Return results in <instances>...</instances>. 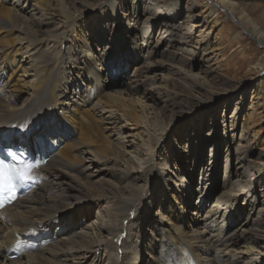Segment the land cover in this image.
Instances as JSON below:
<instances>
[{"label": "bare ground", "instance_id": "6f19581e", "mask_svg": "<svg viewBox=\"0 0 264 264\" xmlns=\"http://www.w3.org/2000/svg\"><path fill=\"white\" fill-rule=\"evenodd\" d=\"M5 1L0 0V152L23 153V163L35 167L28 173L30 189L0 209V264H232L233 256L237 259L234 264H264V244L258 245L264 238V226L250 230L247 220L241 221L242 210L236 215L240 192H221V206L234 203L229 216L232 223L227 224L205 199L207 179L212 176L209 168L202 166L197 182L188 185L185 170L169 171L168 164L174 160L159 159L160 141L179 147L169 135L171 118L184 116L187 120L196 109H207L213 98L222 95L203 92L207 85L197 73L162 59L163 54L178 53V44L165 45L163 33L173 28L167 20L182 17L179 10L169 18L149 13L145 7L138 15H130L119 7V0H59V4L56 0H20V5L4 6ZM194 7L199 11L189 15ZM220 8L241 26L246 25V32L260 48L259 56L249 62L247 76L233 89L240 88L234 96L243 107L242 86L249 81L254 96L264 95V2L255 0L245 6L235 0H186L183 9L186 17L195 18L190 26L198 27L215 19ZM54 18L59 24L47 29L45 25ZM81 19L88 20L87 26L100 21L98 26L104 30L96 34L97 40L101 43L107 36L108 44H100L94 51L87 33L79 28ZM147 23L164 30L138 41V25L144 28ZM204 41L196 34L194 48L204 46ZM201 49L205 51V47ZM67 66L73 74L71 80ZM172 67L187 73L197 88L180 80L186 92L171 94V79L162 71ZM113 71L115 76L127 72L119 88L113 86L115 80L107 78ZM97 118L104 122L107 137L98 136L101 125L97 128ZM261 120L264 122V116ZM123 128L132 138L131 144L118 136L110 139ZM18 134L21 139L15 138ZM116 140L124 157L114 148ZM238 147L243 159L252 151L251 146ZM226 159L224 165L237 163L229 153ZM112 161L118 164L123 180L108 182L109 187L104 188ZM94 165L99 167L87 173ZM132 165H138L140 173ZM177 165L181 168L182 160ZM157 187L165 188L169 201L167 207L151 214V200L145 203L144 198ZM192 194L198 200L187 207L185 202ZM144 207H148L145 215L141 213ZM53 226L62 228L60 235L50 232ZM251 232L253 238L248 236Z\"/></svg>", "mask_w": 264, "mask_h": 264}, {"label": "rangeland", "instance_id": "374dc122", "mask_svg": "<svg viewBox=\"0 0 264 264\" xmlns=\"http://www.w3.org/2000/svg\"><path fill=\"white\" fill-rule=\"evenodd\" d=\"M8 1L2 4L4 6H10L12 2L13 4L17 2L19 5L21 3L20 0ZM235 1L245 6H250L255 0ZM56 2L59 4V0H56ZM258 2L261 3L264 2V0H258ZM122 3L124 6L121 7ZM174 4H176V9L171 8ZM185 4L186 0H157L155 3L148 2L147 0H119V7L123 10L125 9L130 15H138L139 11L141 10L142 12L145 7L149 13L153 14L159 12L164 16L166 15L169 18H173V13L178 9L182 17L178 21H176V19L172 21L165 20L166 24H173V28L172 31L167 29L163 33V38H165V45L169 47L173 46L175 45L171 44V41H173L176 45L178 44L179 50H177V54H173L172 56H170L169 53L163 54L164 56L162 55V59H170L173 63L179 66L182 65L185 70L197 73L207 85L203 92H208V94L211 92L222 94L219 95L217 99L213 98L212 104L207 107V109H196L187 120L184 116H179L174 119V115V117L171 118L168 126L172 122L173 123L170 125L171 129L169 135L179 147L175 149L172 142L160 141L157 148V152L160 153L159 159L164 162L168 161V159L174 160L173 164H168L169 171L175 172V169L179 168V173H181L185 170L183 172L185 173L184 179L188 185H193L194 182H197V179H199V172L202 171V166L209 168V173L211 172L212 176L207 179L210 181L206 183L208 188L205 189V193L207 194L205 199L209 205L213 204L215 208L218 209V219L220 221H226L227 224L232 223L229 216L234 203L232 207L229 205L226 206V204L221 206V192L226 190L237 191L240 192V196L235 206L237 207L236 215H239V211L242 210V213L240 212L241 216H243L241 221L247 220L248 223L246 227L250 230H252L254 226L262 227L264 226V209H262V207L264 208V169H261V167L262 161H264V124H262L264 122H262L261 119L262 116H264V95L262 97L254 96L253 87L249 81V84L242 86L245 87L241 91L245 92L243 95L245 101L244 106L241 107V105L236 103V101H239V98L234 96L236 91L240 88L233 90L239 80L247 76V70L250 66L249 62L252 58L259 56L260 48L255 39L250 35L251 33L249 31L246 32V25L241 26L234 20L231 13L221 8L218 10L219 14L211 22L206 21L198 27H191L190 23H194L192 21H194L195 18L190 16L186 17L185 9H183ZM194 8L195 10H193ZM194 8L189 9V15H193L199 11L196 10L198 7ZM27 16L30 19H34L35 17L31 12H27ZM237 16L238 14H236V17ZM135 20L136 22L138 21V19ZM141 22H146V20L141 19ZM161 22L164 23V20H161ZM87 23L88 20L81 19L79 21V28L84 34L87 33L93 50L95 47H99L100 44L103 46L108 44L107 36L103 37L101 43L100 41L98 42L96 37L98 32H103L104 30L101 25L98 26L101 22L91 21L90 26H87ZM58 24L59 21L57 18H54L52 23L45 26H47V29H54ZM138 26V41L143 40L144 37L146 38L147 36L153 35L156 37L159 31L164 30V27H160L161 29L156 28V26H151L149 23H147L144 28H142L141 25ZM91 30L92 33L90 34ZM196 34H200V37L205 39L204 46L202 45L194 48L193 40ZM66 46H68V43L65 45V48ZM69 47H67V49ZM202 47H205V51L201 49ZM101 48L102 47H100V49ZM67 49H65L66 52ZM207 54H209L208 57H206ZM61 57L62 56H60V58ZM204 57L210 58V60L207 62ZM66 69L71 80L73 77L72 71H69V67ZM162 72H164L163 74H168L171 79L170 82H168L171 94H173L172 91H178L179 93L186 92V86L183 87L180 80L181 82L183 81V83L186 82L189 87L197 88L198 86L196 82L179 67L167 68ZM126 73L127 72L124 73L120 71L117 76H115V71H113L107 75V78L115 80V82L113 81V86L119 88L122 86L120 84L125 80ZM119 75H123L124 77L120 79ZM73 84H75V82L71 83L72 87ZM126 85L127 82L125 83V86ZM153 91L152 89V92ZM68 93L69 96L72 94L70 87L68 88ZM210 95H213V93ZM9 98L12 97L10 96ZM185 99L188 100L186 96ZM155 106H157V104H155ZM130 119H134L133 116L130 117ZM50 122H54V120ZM51 124L53 125L54 123ZM99 125H101V127L99 128L98 136L101 138L107 137L104 122L97 118V128ZM126 132L127 130L123 128L119 131L117 130L113 136L109 137L110 139H114L118 136L126 142L132 139ZM21 136L22 134H18L15 138L21 139ZM200 140L202 141L200 142ZM129 143L131 144V140L127 144ZM187 144L188 146L185 147ZM238 144L251 146L252 151L247 158L243 159L241 157V149L238 147ZM34 145L35 143L33 140L31 141V146L34 147ZM114 148L124 157L123 150L118 149L121 148L118 140L114 141ZM127 149L129 150L130 147H127ZM228 153L230 156H233V163L237 162L233 166L224 165L226 164ZM180 160H182L181 168L177 165ZM208 163H210V166ZM237 166L239 167L237 169L238 175L235 177L233 173ZM91 167L93 168L88 170L87 173L95 172L99 166L94 165ZM132 168L135 172L137 171V173L141 171L138 165H132ZM107 173L108 174L105 176L107 180L102 185L104 188L109 187L108 182L112 184H119L122 182L123 175L119 172L118 164H114V161L111 162ZM228 174L229 177L227 178ZM239 176H245L244 180H240ZM81 177L84 178V176ZM89 178L91 179L92 177L89 176ZM189 179H191V181H189ZM194 179L195 181H193ZM198 181L200 182L201 180ZM201 186H203V184H201ZM165 193V188L157 187L155 191L150 193L149 198H144L145 203L151 200V205H149L151 206L149 208L151 214L155 213L157 209L163 205L167 207L169 195L166 197ZM191 197L192 198L185 202L187 207L194 205L198 200L197 195L192 194ZM163 202L166 203L163 204ZM147 208L148 207H144L141 210L143 215L147 214ZM223 213L226 214L223 215ZM92 214L95 218L97 213L93 212ZM61 230V227L53 226L50 232L54 234L57 231L60 235ZM251 235L252 232L248 233V236L253 238ZM263 244L264 238L262 237L258 240V245ZM236 260V256H233L230 262L234 264Z\"/></svg>", "mask_w": 264, "mask_h": 264}, {"label": "snow or ice", "instance_id": "6c2138e0", "mask_svg": "<svg viewBox=\"0 0 264 264\" xmlns=\"http://www.w3.org/2000/svg\"><path fill=\"white\" fill-rule=\"evenodd\" d=\"M22 155L0 152V207L15 200L18 188L31 179L28 173L35 166L23 163ZM9 158L16 163L7 162Z\"/></svg>", "mask_w": 264, "mask_h": 264}]
</instances>
